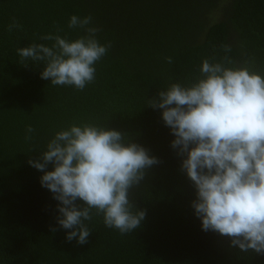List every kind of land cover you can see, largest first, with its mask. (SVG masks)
Returning a JSON list of instances; mask_svg holds the SVG:
<instances>
[{
	"label": "trees",
	"instance_id": "1",
	"mask_svg": "<svg viewBox=\"0 0 264 264\" xmlns=\"http://www.w3.org/2000/svg\"><path fill=\"white\" fill-rule=\"evenodd\" d=\"M72 15H91L98 41L111 43L82 91L51 85L41 79L43 62L23 66L17 54L31 43L51 47L40 39L48 34L86 35L68 27ZM13 19L21 28L9 32ZM225 55L264 77V0H0V264H264V254L202 230L191 206L196 190L181 169L186 156L171 147L163 110L148 107L168 84L194 81L203 59ZM73 123L116 130L159 161L129 189L133 211L145 212L131 233L93 214L81 245L57 223L59 202L28 161Z\"/></svg>",
	"mask_w": 264,
	"mask_h": 264
},
{
	"label": "clouds",
	"instance_id": "2",
	"mask_svg": "<svg viewBox=\"0 0 264 264\" xmlns=\"http://www.w3.org/2000/svg\"><path fill=\"white\" fill-rule=\"evenodd\" d=\"M92 22L91 15H72L68 27L86 35L75 40L42 36L54 41L52 46L18 48L20 63L43 62L41 79L84 90L95 81V65L111 47L98 41L101 29L90 27ZM19 28L15 19L8 25L9 32ZM224 51L231 49L224 46ZM166 59L172 63L171 57ZM199 72L186 85L168 84L148 100V107L163 110L162 119L175 136L171 147L186 156L181 169L196 190L191 206L202 230L231 237V245L241 251L264 254V77L227 55L218 62L203 59ZM34 131L27 127L26 140ZM28 163L44 172L41 186L59 202L57 223L71 230L66 239L83 245L91 234L84 221L93 214L121 235L139 227L145 212L133 211L128 192L159 161L142 146L126 144L116 130L73 123L55 132L39 158ZM49 163L54 170L46 171Z\"/></svg>",
	"mask_w": 264,
	"mask_h": 264
}]
</instances>
